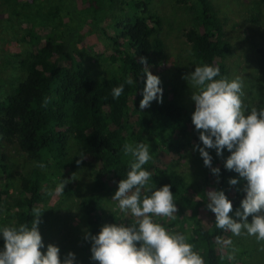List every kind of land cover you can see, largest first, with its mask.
Masks as SVG:
<instances>
[{"label": "trees", "instance_id": "trees-1", "mask_svg": "<svg viewBox=\"0 0 264 264\" xmlns=\"http://www.w3.org/2000/svg\"><path fill=\"white\" fill-rule=\"evenodd\" d=\"M112 0H79V7L92 19H97ZM149 0H124L128 8L127 18L113 23V28L122 41L115 44L117 72L107 77L92 79L87 70L69 48L66 39L53 31L33 37L35 50L26 62L25 78L0 101V134H14L18 149L40 165H47L49 159L57 160L64 140L63 128L71 129L78 141L79 152L88 155L95 163L91 193L81 201L87 210V224L91 235H96L102 228L98 214L94 212L101 194L114 196L119 181L126 178L131 156H125L123 147L143 142L148 144L151 160L144 165L151 172L149 183L154 187L165 184L171 186L174 202L177 204L175 216L189 211L192 224L185 228L183 223L171 226L174 231L184 234L194 250L199 252L205 264H229L216 249V240L226 233L218 229L215 214L209 226L205 227L196 217L197 202L185 185L181 175L167 170L154 162L161 149L179 152L182 143L179 137L185 132L195 143L199 141V131L192 123L195 102L191 99L192 109L186 110L174 98H163L162 102L153 100L148 107L129 119V100L145 87L144 67L152 73L163 67L165 44L158 37H151L154 27L146 17L138 15L136 8L145 6ZM264 1V0H263ZM192 25L182 35L188 43L190 58L189 73L203 64L218 66L220 76L227 77L225 58L231 53V44L224 36L222 22L210 0H184ZM48 19V17H44ZM160 26L159 20L152 22ZM146 58L147 64L140 62ZM59 60H68L70 65H61ZM133 84L128 85V79ZM124 84V91L119 98H113L112 90ZM259 108H264V97ZM189 139V140H190ZM212 157V167L220 169L215 177V190H223L233 203V212L240 209L245 181L229 184L231 178H238V173L225 168V161L230 152L225 148L218 156L215 149H208ZM211 170V169H210ZM108 180L114 184L109 185ZM8 188L0 179V207L12 210L15 215L13 224L27 223L31 226L32 210L41 208L43 200L39 173L33 171L29 176H20L18 195L7 200ZM150 194V193H149ZM117 203V214L111 218L119 223H131L134 218L129 213L121 212ZM42 211V210H41ZM155 220L161 222L159 217ZM178 222V221H177ZM4 239L0 243L1 250ZM98 264L97 261H95Z\"/></svg>", "mask_w": 264, "mask_h": 264}, {"label": "rangeland", "instance_id": "rangeland-1", "mask_svg": "<svg viewBox=\"0 0 264 264\" xmlns=\"http://www.w3.org/2000/svg\"><path fill=\"white\" fill-rule=\"evenodd\" d=\"M124 0H112L108 8L92 19L79 7V0H0V101L13 91L26 75L25 65L35 50L33 37L53 31L66 39L69 48L81 62L92 79L115 74L117 62L115 43L122 38L113 28V23L127 18L128 8ZM222 22L225 38L231 44V53L224 63L227 78L240 77L243 81L242 100L247 109H259L264 97V1L263 0H210ZM184 0H149L145 6H138L136 13L146 17L154 31L150 38L158 37L165 44L163 67L153 73L160 78L163 98H174L188 111L192 109L190 80V58L188 43L182 33L192 25L186 11ZM44 17H48L45 19ZM160 26L152 25L154 20ZM36 38V37H35ZM116 57V56H115ZM61 65L69 66L68 60H59ZM143 90L129 100V119L133 120L139 111ZM64 140L62 155L43 167L18 149L15 135L0 134V179L8 188L7 200L18 195L20 176H29L33 171L39 173L43 200L38 225L46 252L48 244L60 249L61 260L69 252L75 253L76 264H96L91 259L92 241L85 239L90 233L87 224V210L81 205L91 193L93 172L96 163L79 152L78 141L71 129L63 128ZM185 132L179 141V152L161 149L154 162L167 170L182 176L185 185L198 203L196 217L207 227L214 213L207 207V192L215 190V177L209 167L204 165L198 148ZM190 139V140H189ZM77 161H80L78 164ZM62 181H67L63 193L55 189ZM113 185V180H108ZM94 212L98 214L101 225L119 224L113 219L117 214V203L110 195L101 194ZM0 207V227L12 225L15 215L12 210ZM190 212L186 211L175 219L159 217L167 227L183 223L185 228L192 224ZM238 219V218H237ZM252 216L248 217L251 222ZM178 221V222H177ZM91 234V233H90ZM3 239L0 234V243ZM231 239L225 246L216 240V249L229 264H264V241H257L246 232L239 236L230 231L221 240ZM1 250V248H0Z\"/></svg>", "mask_w": 264, "mask_h": 264}, {"label": "clouds", "instance_id": "clouds-1", "mask_svg": "<svg viewBox=\"0 0 264 264\" xmlns=\"http://www.w3.org/2000/svg\"><path fill=\"white\" fill-rule=\"evenodd\" d=\"M140 62L147 64L144 57ZM144 73L146 82L141 109L148 107L153 100L162 102L163 91L160 78L147 66ZM218 76V66L203 64L185 77L194 89L191 93L195 102L192 123L203 144L196 147L204 165L217 176L220 169L212 167L208 149H215L221 156L226 148L230 155L225 168L238 173V178H231L229 184L235 186L238 180L245 181L243 191L246 196L240 209L235 211L238 219L230 215L233 203L223 190L207 192V207L215 214L218 229L230 231L235 236L243 231L258 242L264 241V108L249 110L245 107L240 77L217 79ZM126 83L131 85L133 80L130 78ZM123 91L124 84L115 87L113 98H119ZM149 147L143 142L124 145V155L132 157L130 170L126 178L119 181L112 199L118 201L121 212L129 213L134 220L127 224L123 221L105 224L96 235L86 233L85 239L92 241L91 259L98 264H205L203 256L194 250V245L184 234L154 219H175L178 209L169 184L157 188L149 183L152 174L144 167L151 160ZM66 183L61 180L55 191L63 193ZM32 213L31 226L21 223L0 227L4 239L0 264H76L75 253L69 252L61 260L60 249L54 244H48L46 252L41 251L44 241L38 225L42 211L34 208ZM249 216H252L251 222ZM217 240L225 246L232 243L231 239L218 237Z\"/></svg>", "mask_w": 264, "mask_h": 264}]
</instances>
